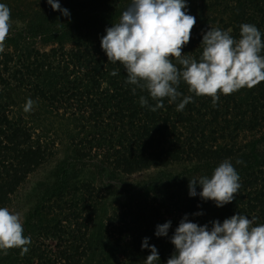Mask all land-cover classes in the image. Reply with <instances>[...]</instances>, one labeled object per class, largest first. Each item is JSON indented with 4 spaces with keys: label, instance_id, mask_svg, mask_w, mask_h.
<instances>
[{
    "label": "trees",
    "instance_id": "16d2710c",
    "mask_svg": "<svg viewBox=\"0 0 264 264\" xmlns=\"http://www.w3.org/2000/svg\"><path fill=\"white\" fill-rule=\"evenodd\" d=\"M130 2L59 0L70 18L47 0H24L25 10L7 3L11 21L24 28L6 38L0 53V207L8 208L29 176L54 157L52 118L67 120L68 144L23 223L31 237L28 253L0 249V264H84L95 254L100 264H145L151 253L142 249L144 238L158 249L160 264H167L175 252L171 237L185 215L209 228L237 214L254 219L253 226L264 224V82L220 93L214 105L181 81L177 101L163 98L164 107L155 112L142 107L141 96L153 107L158 100L127 84L123 65L109 61L101 48L106 28ZM187 4L197 22L182 55L199 60L210 28L231 29L236 39L245 23L264 33V0ZM38 38L48 51L34 47ZM183 96L193 101L177 111ZM29 98L35 104L25 112ZM226 159L241 178L233 201L218 208L190 197L189 181L211 177ZM153 169L160 173L146 185L123 181ZM168 221V236L157 237V226ZM48 240L57 242L53 252Z\"/></svg>",
    "mask_w": 264,
    "mask_h": 264
},
{
    "label": "clouds",
    "instance_id": "9594fccd",
    "mask_svg": "<svg viewBox=\"0 0 264 264\" xmlns=\"http://www.w3.org/2000/svg\"><path fill=\"white\" fill-rule=\"evenodd\" d=\"M47 4L70 18L69 10L62 8L59 0H47ZM196 22V17L189 14L187 0H131L118 22L106 28L101 48L108 60L123 65L127 84L147 90L152 99L158 100L153 107L147 97L141 96L142 107L155 112L164 107L163 98L177 101L183 95L178 91L181 81L196 96L211 97L214 105L220 93L229 95L264 82V33L257 26L242 24L239 39L230 35L231 29L210 28L203 34V52L197 60L182 55ZM12 26L10 8L0 3V53L4 52ZM132 91L135 94L136 88ZM192 101V96H183L177 111H183ZM34 104L29 98L24 111L32 110ZM240 179L226 159L211 177L189 181V196L213 201L220 208L233 201L241 187ZM198 186L202 191L197 192ZM211 225L200 226L185 215L171 237L175 252L167 264H264V224L253 226L254 219L237 214ZM170 228L171 221L158 225L155 235L167 237ZM30 244L31 237L24 235L20 215L0 207V249L19 248L23 255ZM142 249L151 253L145 264H160L158 249L149 246L148 238H144Z\"/></svg>",
    "mask_w": 264,
    "mask_h": 264
},
{
    "label": "rangeland",
    "instance_id": "374dc122",
    "mask_svg": "<svg viewBox=\"0 0 264 264\" xmlns=\"http://www.w3.org/2000/svg\"><path fill=\"white\" fill-rule=\"evenodd\" d=\"M28 1L32 2L35 0H28ZM15 2H17L23 10H25L24 0H3L2 3L6 4V5H7V3H10L14 6ZM12 25L13 26H12V29L10 30L8 37H12V35L18 33L20 30H22L24 28V25L20 21H18V22L12 21ZM30 41H33V39L29 40V42ZM41 41H42V39L38 38L35 42V46L34 45L33 46L36 47L37 49L41 50V51H48L50 48L43 47ZM5 50L6 49H4V51ZM12 51H14L13 48H12ZM52 120L54 121L53 137L56 140L55 146H54L55 149H53V152H54V150H56V152H54V157H52L51 161H49L45 167H42L40 170L36 171L35 173H33L29 176V178L27 179V182L19 189L18 193L13 196V198H12L13 200H12L11 205L8 206V208L11 212L18 213L20 215V219H21L22 224L24 223V221L28 215L29 210L32 207H34L36 202L40 199L39 191L42 190V188L39 185L50 183V177H51L50 174H51L52 169L67 154V151H66L67 147L66 146H67L68 142L66 141V138H65L66 133L64 131L66 129L65 123L67 122V120H64L62 118H60V121H58L57 118H52ZM65 152H66V154H65ZM158 173H160V170L153 169L150 171L137 173V174L132 175V176H124L123 181H125V184L127 183L128 185H137L140 183H143L144 185H146L149 181L156 179ZM126 188H127V186L125 185V189ZM126 193L130 195V192L126 191ZM131 194H132V192H131ZM168 217H170V216L168 215L167 218ZM45 245L49 251L53 252L57 246V242H54L52 240H48L45 242ZM119 259L123 260V257L119 256ZM100 260H101L100 256L95 254L92 258L86 259L87 262H85L84 264H100V263H98V261H100ZM34 264H38V263L34 262Z\"/></svg>",
    "mask_w": 264,
    "mask_h": 264
}]
</instances>
